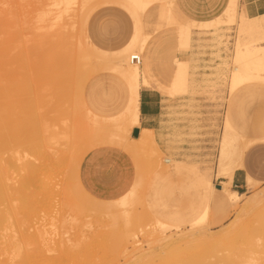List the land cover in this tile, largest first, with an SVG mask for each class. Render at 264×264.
I'll return each mask as SVG.
<instances>
[{
	"label": "rangeland",
	"instance_id": "374dc122",
	"mask_svg": "<svg viewBox=\"0 0 264 264\" xmlns=\"http://www.w3.org/2000/svg\"><path fill=\"white\" fill-rule=\"evenodd\" d=\"M50 1L0 0V32L2 30L4 32L7 24H10V22L15 25L12 26L10 24L12 26L10 27L13 28V33H11L12 30L9 27L10 33L6 32L4 35L2 34L3 32L0 33V83L6 82L4 84L6 85L13 78L11 83L8 84V86H12L13 88L8 87L9 91L5 94H1L0 92L1 95H4L3 97L0 95V108L2 109V111L0 109V117L3 116L4 118L5 116L4 119L1 117L2 125L6 126L5 131H7V128L10 130V128L15 127L22 116L27 121L31 120L28 123L33 125L36 123V120L30 113L35 112L34 115L37 118L38 116L44 117H39V122L37 119L40 133L43 134V129L47 125H51L50 128L49 126L46 128L48 136H51L53 132L55 134L54 137L58 135L57 142H50V146L52 147L50 150L56 148L59 151L61 150V152L63 151L60 158H57L58 160L52 154L53 151H51L45 155L48 162L46 159V161L42 160V158L41 161H37L40 158L35 155V151H33L35 148L29 147L34 152L32 154L31 150H28L29 148L27 149L26 147L29 143H24H27L26 140H21L23 141V145H26H24L26 147V149L24 148L25 151L23 150V145L18 147L17 144V148L15 147L19 141L15 139L13 141L15 148L9 152H7L9 145L2 143V140L0 141V154L2 152V156H0L2 163L0 162V166H2L3 162L4 164L7 162L5 160L7 157L11 158L10 162L9 160L7 162L8 165L3 164L4 168H1L6 174V183L8 182L7 184L11 185L10 181H12L13 184L19 175L22 176L27 172L26 174L30 175L32 181H30L29 185L31 187L28 186V190L34 191L38 195L40 194V198L45 202L40 204V207H37L40 211L38 212L36 209L37 214L32 216L33 220L32 218L31 220L34 223L31 220V223H25V226L17 223L19 227L16 225L14 227L16 230L13 228V231H16H12L13 234H17L18 230L23 229L21 228L22 226H24L25 229L23 231L26 230L25 232H27L26 228L30 227L28 231L30 233L32 231L34 234L32 233V236L29 233V235L34 239L37 237V228L41 227V231L46 230V233L44 232L43 236L41 235L37 238L41 239V237H44L43 239H45L46 237L45 241H49L50 244L56 241L55 235L59 236L61 230L67 231L64 232V240L71 239L70 243L68 241L63 244L64 251H62L64 253L54 249L53 251L56 252H53L55 253L54 256L52 250L51 252L44 250L45 252L42 251L37 255H32L30 264H40L41 260H43L41 264H58L59 262L60 264H241L244 261L243 257L245 253L246 255L248 253L247 251L256 248L259 243H264L262 235H260L264 231V177H262L261 173L253 172L251 175L258 182L248 178V182L244 183L242 187H235L231 182L230 188L242 192L237 208L232 207L226 194V202L229 206L220 204L218 198L222 192L219 190H214L213 197L209 199V202L205 198L208 190V181L213 182L214 189H216V185L222 179V173L226 169L237 165L241 146L244 147L245 136L247 138L254 137L259 133L250 130V127L256 108L259 105L264 107V80L256 81L238 90L234 89L236 90L235 92L228 87L230 69L233 64L237 63L235 60H232L235 38H238L241 43L251 44L255 43V38L258 36L255 32L247 33L239 28L240 24L246 25L250 22V16L245 15L240 19V22L236 20L234 24L227 25V20H224L228 15V6L226 4L223 11L214 18L195 20L184 14L180 10L176 2L177 0H175L178 10L181 11L178 15L182 20L187 21V24L191 28L189 29L190 47L180 49L179 42L182 29L179 25L171 23L172 21L169 22V17L166 18L165 16V10L170 4L172 5V0H158L151 8L149 7L150 9L148 8L149 11L147 9L146 13L141 14L142 35L146 38L143 47L144 51L143 48L141 49L136 46V48L127 54L137 53L141 55L142 61L140 67L143 73L142 64L150 62L151 53L155 52L159 61V68L153 66L155 75L153 81L155 83L157 80L161 81V83L157 84V89L161 94L166 96L162 100V130L156 133L157 151L152 149L151 151L149 149L143 151L131 144V142H134L132 140L134 128L126 134V132L120 133L116 127L118 119L116 115L122 112L128 104L130 96L129 83L109 68L93 71L83 64L87 63L85 62L86 59L80 56L82 53H85L88 41L106 50L123 46L133 30L134 18L131 16V13L126 6L122 5L121 0H95L94 2L87 0V3L83 7L89 8L91 3L92 5L90 6L91 9L89 8L90 10L85 8L86 12L81 10L83 7L80 8L81 6H79L81 5V0H75L74 3H76L77 7L75 4L72 5L73 8L75 6V10L72 9V11L66 14V17L53 20V18L55 19L53 17L55 11H51L53 9H51L52 2ZM47 2L48 5H46ZM234 3L237 13L240 16L244 14V11L240 9L239 0H234ZM47 9H50L49 14L47 13L48 16L42 18L40 13L42 12L41 14L43 15V12ZM5 10L6 12L8 10L9 12L14 11V14L10 13L14 15V18L12 16L8 18L7 15L9 16V14L7 12L6 15ZM77 10L83 11L84 14H80V11L78 12ZM73 17H75V20ZM62 19L66 20V22ZM144 19H149L150 23H145L143 28ZM218 20L220 21L217 22ZM256 20L260 24H264V17L258 16ZM37 25L38 27L40 25L42 27L38 28ZM10 38H14L12 42L9 41ZM60 45L61 47H59ZM11 46L12 51L9 49ZM25 46L27 53L22 51L23 49L25 50ZM74 49L77 50L75 51ZM71 50L74 52L72 53ZM11 52L16 54H11ZM66 53H70L73 56L71 57V55H67ZM11 57H14V64L6 65ZM184 57L188 59L186 62ZM26 60L28 61L26 62ZM70 61L72 62L70 63ZM54 62H58L59 65L61 64L59 71H62V73L67 72L64 73L65 75L59 76L60 78L58 79H55V76L51 74V71L54 70L51 64ZM2 68L7 70L6 73ZM8 68L14 72H10ZM48 70H50V75ZM15 71L17 72L15 73ZM21 72H24V74ZM19 75L20 78L18 77ZM21 75H24V77ZM48 82H51V84ZM18 84L19 87L17 88ZM21 84L24 85L23 90L20 88ZM43 84L45 85L42 88ZM55 86H58L57 90ZM142 86L147 85L144 82H140L138 90ZM244 89L255 92V94L247 96ZM25 92L26 95L24 94ZM11 93L16 96L11 95ZM27 95L28 97H26ZM33 95L35 97H32ZM58 99L57 106L56 101ZM13 100L18 102L14 103ZM21 102L23 105H21ZM38 103L41 105H38ZM25 106L26 108H24ZM85 107L94 114V117H88L87 108ZM5 108L7 111L11 109L9 116H6L7 112ZM17 108L24 109L19 111ZM15 109L18 111H15ZM24 111H29L30 113L26 112V114ZM37 112L39 113L37 114ZM46 112H49L48 115ZM13 113L18 114L19 119L16 115L13 117ZM61 115L63 116L62 118ZM227 116L232 122L233 129L241 137L234 131L226 128L228 126ZM59 118L61 119L59 120ZM64 120L66 121L65 124ZM261 120H264V116H262ZM14 121H17V123ZM2 122H0V126ZM14 123L15 125H12ZM53 123H55V126ZM244 129L249 130L246 131ZM57 130L61 132L59 133ZM62 130H66V132L63 133ZM65 133L67 134L65 135ZM61 134H63V137H60ZM124 136L126 138H123ZM1 145L6 147L3 148ZM98 146L120 147L132 156L135 168L133 183L125 193L116 198L100 199L92 196L80 182V164L86 154ZM258 148H264V142L254 143L244 152L243 160L246 159L247 164L249 163L247 160L248 154ZM17 149L22 150H18L19 152H17L19 156L20 154L22 155L18 157L19 159L21 158L20 161L23 160L21 162L24 165L17 159L18 153L15 152ZM26 150L28 153H26ZM23 152L26 155L28 154L27 157L32 156L24 161L22 159L25 158ZM261 153V155L254 158L252 163H254L256 168H260V171H264V152ZM13 154L15 158L12 156ZM51 154L52 156H49ZM168 156L172 157L174 161V165L170 166L169 169L170 171H174L173 175L172 172L171 174L165 173L170 164L165 162L164 158ZM32 157L33 159L35 157L37 159L35 161L38 163L31 159ZM15 160L18 161L16 162ZM26 160L31 162L27 163ZM157 162L158 164H156ZM26 166L27 168L25 169L24 167ZM7 168L11 170L8 171ZM39 173L42 175H39ZM9 175L12 179H9ZM54 181H56L55 184H58V186L54 184ZM43 183L47 185L44 187ZM36 185L37 187H35ZM253 199H257L258 203L253 202ZM2 205L0 204V210L5 209V204ZM204 207L207 208L204 218L196 222L195 220L199 218V213H201L200 211ZM46 208L47 211H45ZM60 208L61 210H59ZM2 210L1 212H3ZM55 210L58 211L55 218L57 221L56 230L59 227L58 232H55L51 223L53 220L51 217L55 213ZM127 210L130 212L129 217L138 221V226L133 225L128 227L125 225L124 213ZM46 213H50L51 216L47 214V217L44 218ZM234 219L236 222H234ZM39 220L42 221L37 222ZM158 220L165 222L169 227H160ZM230 221L233 224L238 222V225L232 226L233 224ZM227 222L228 225L226 224ZM31 224L32 227L35 224L33 229L30 226ZM198 224H201V226L198 227ZM38 225L40 226L38 227ZM230 227H236L235 230L232 229L234 233H232L233 231H229L231 230ZM49 228L52 229L50 230ZM127 228H130L131 231L135 230L136 232L133 231V234L136 237L129 233L130 229L126 230ZM48 229L51 233H49ZM8 231L10 229L6 232L8 233ZM218 232L219 236L217 235ZM224 232H226L227 238L223 237L221 240L224 242L222 243L220 242V237L224 236ZM221 233L223 234L221 235ZM49 234L52 236L50 235L49 237ZM125 234H129L130 236H127V238ZM199 237L202 240L205 238V240L201 242ZM194 239H198V241L195 240L196 242L193 241V243L191 240ZM206 240L208 242H205ZM215 240L220 244L213 242ZM185 243L190 246L192 243L191 248ZM30 246V248L34 246L36 248V245L34 244L33 246V243ZM262 250H264V247H262ZM32 251L31 253L36 250ZM68 251L72 253L70 254ZM42 253L43 255H40ZM59 254L62 257L61 261ZM72 257L75 259H71ZM47 260L49 261L47 262ZM58 260L59 262H57ZM32 261L33 263H31Z\"/></svg>",
	"mask_w": 264,
	"mask_h": 264
},
{
	"label": "bare ground",
	"instance_id": "6f19581e",
	"mask_svg": "<svg viewBox=\"0 0 264 264\" xmlns=\"http://www.w3.org/2000/svg\"><path fill=\"white\" fill-rule=\"evenodd\" d=\"M39 1V0H38ZM44 1V0H43ZM87 0H81L80 1V3H81V5H79V6H81L80 8H82L83 6H85V4L87 3L86 2ZM91 2H94L95 0H90ZM156 1H158V0H121L120 2L122 3V5H124V6H126V8L129 10V12L131 13V16L134 18V23H135V29H134V33H133V35H132V37H130V40H129V42L127 43V44H125L123 47H121V48H119V49H115V50H106V49H102V48H99V47H97L96 45H94V44H92V43H88V47L87 48H85V53H82L80 56L81 57H83V58H85L86 59V61L85 62H87V63H83L84 65H86V66H88L89 68H91L93 71H95L96 69H102V68H109V69H111V71H113L114 73H116V74H118L119 76H121L122 78H124V79H126L127 80V82L129 83V86H130V96H129V100H128V104H127V106H126V108L122 111V112H120V113H118L116 116H118V119H117V123H116V127L118 128V131L120 132V133H124V132H126V134H128L130 131H131V129L132 128H135L136 126H139L140 125V109H139V102H140V94H139V90H138V84L140 83V82H144L147 86H149V83H148V81H147V79H146V77L144 76V74L142 73V71H141V67H140V63L138 64V63H135V62H132L131 61V55H132V53L131 54H127L128 52H131V50L132 49H134V48H136V46L137 47H139V48H143L144 47V42L146 41V38L142 35V18H141V14L142 13H144L149 7H151ZM229 1L230 0H228V2H227V10H228V15H227V17L226 18H224V20L226 19L227 20V25H232V24H234V22L237 20V22H240V19L242 18V17H244L245 15L247 16V14H246V12L244 11V14H241V16H240V14H238L237 13V10H235V3H234V0H231V2L229 3ZM49 2V1H48ZM48 2L46 3V5H48ZM50 2H52V5H51V3H50V5L53 7H51V9H53V10H51V11H55L53 14L55 15H53V17H55V19L53 18V20H57V19H61V18H63L64 16L66 17V14L67 13H69L70 11H72V9L73 10H75L74 8H75V6L77 7V5H76V3H74L75 2V0H51ZM77 2V1H76ZM96 2H98V1H96ZM100 3V2H99ZM75 4V6H74V8H73V6L72 5H74ZM126 4V5H125ZM45 5V4H44ZM91 5H92V3H91ZM90 5V6H91ZM121 5V4H120ZM78 6V7H79ZM90 6H89V8H90ZM123 6V7H124ZM46 8V7H45ZM50 8V7H49ZM85 8H88V7H85ZM85 8L83 7L81 10H83L84 12H86L85 11ZM88 8V9H89ZM32 9V8H31ZM91 9V8H90ZM89 9V10H90ZM33 10V9H32ZM50 10V9H49ZM49 10L47 9L45 12H43V15L40 13V15L42 16V18H44V16H48V14H49ZM81 10H79L80 11V14H84L83 13V11H81ZM87 10V9H86ZM11 11V10H10ZM38 11V10H37ZM36 11V12H37ZM78 11V10H77ZM78 11V12H79ZM5 12H6V10H5ZM7 12H8V14H9V16L7 15ZM6 12V15H7V17L9 18V17H13L14 18V11H12V12H9V10ZM25 12V11H24ZM33 12V11H32ZM77 12V13H78ZM177 12H178V8H177V6H176V3H175V0H172V5L170 4L169 5V7L165 10V16H166V18L167 17H169L168 19H170V21L169 22H171V23H174V24H176V25H179L180 26V28L182 29V33H181V37H180V42H179V44H180V46H179V48L180 49H187V48H189L190 47V41H189V28L188 27H186L185 26V24H183L182 22H181V20L179 19V17H178V15H177ZM10 13H13L12 15L10 14ZM48 13V14H47ZM75 13V12H74ZM47 14V15H46ZM50 14H52V12H50ZM27 15H29V14H27ZM73 15H75V14H73ZM49 16H51V15H49ZM70 16V15H69ZM258 16H261V17H264V14H260V15H256V16H250L249 17V23L248 24H246V25H239V28H241V29H243V31L244 32H247V33H251V32H255L256 34H258V36L255 38L256 39V41H255V43H251V44H247V43H241L240 42V40L237 38H235V42H234V47H233V54H232V60H235L237 63L236 64H233L232 65V68L230 69V74H229V80H228V87L231 89V90H234V89H237V88H239L240 86H243V85H245V84H248V83H254V82H256V81H259V80H264V24H260V22H258L256 19H257V17ZM29 17H31V16H29ZM36 17H37V15H36ZM39 17V16H38ZM52 17V16H51ZM18 18V17H17ZM32 18H33V15H32ZM40 18V17H39ZM72 18V17H71ZM81 18H82V15H81ZM16 19V18H15ZM49 19V18H48ZM73 19L75 20V17H73ZM10 20V19H9ZM42 20V19H41ZM63 20V19H62ZM61 20V21H62ZM74 20H73V22H74ZM80 20V19H79ZM11 21V20H10ZM9 21V22H10ZM19 21V20H18ZM18 21H16V22H18ZM23 21V20H22ZM31 21H32V19H31ZM44 21V20H43ZM51 21V20H50ZM61 21H59V22H61ZM63 21H65L66 22V20H63ZM14 22V21H13ZM34 22V21H33ZM38 22V21H37ZM57 22V21H56ZM52 23V22H51ZM76 23V22H75ZM81 23V22H80ZM10 24L12 25V26H15V25H13L14 23H12V22H10ZM9 23L7 24V27H6V30L3 32V30H2V32H0V33H2L3 35L4 34H6V32L7 33H10V31H11V33H13V28H11L12 26L10 25ZM53 24V23H52ZM55 24V23H54ZM59 24V23H58ZM82 24H83V22H82ZM11 26V27H10ZM22 26V25H21ZM73 26H75V25H73ZM85 26V25H84ZM8 27H9V29L11 28V30H8ZM37 27H38V25H37ZM42 26L40 25V27H38V28H41ZM70 27V26H69ZM20 28V27H19ZM58 28V27H57ZM75 28V27H74ZM54 29H55V27H54ZM65 29V28H64ZM25 30V29H24ZM70 30V29H69ZM72 30H73V28H72ZM76 30V29H75ZM18 31H20L19 29H18ZM30 31V30H29ZM74 31V30H73ZM33 32V31H32ZM63 32V31H62ZM71 32V31H70ZM14 33H16V32H14ZM22 34H23V32H21ZM51 33V32H50ZM58 35V34H57ZM64 35V34H63ZM36 36V35H35ZM45 36V35H44ZM48 36H50L49 34H48ZM69 37V36H68ZM23 38V37H22ZM27 38V37H26ZM14 38H10L9 39V41L10 42H12V40H13ZM29 39H31V38H29ZM56 39V38H55ZM54 39V40H55ZM21 40V39H20ZM52 40V39H51ZM63 40V39H62ZM70 40V39H69ZM72 40H73V37H72ZM8 41V42H9ZM18 42V41H17ZM22 42H24L23 40H22ZM55 42H57V41H55ZM59 42V41H58ZM25 43V42H24ZM31 43V42H30ZM42 43H44V42H42ZM14 44V43H13ZM16 44V43H15ZM32 44V43H31ZM64 44V43H63ZM11 45V44H10ZM17 45V44H16ZM35 45V44H34ZM62 45V44H61ZM61 45L59 46V47H61ZM20 46H21V44H20ZM33 46V45H32ZM83 46V45H82ZM19 47V46H18ZM37 47H39V46H37ZM22 48V47H21ZM25 48V50L23 49L22 51L23 52H26L27 50V48H26V46L24 47ZM80 48H81V45H80ZM9 49H11V51H12V46L9 48ZM15 49V48H14ZM72 49V48H71ZM18 50H19V48H18ZM75 50V49H74ZM77 50V49H76ZM75 50V51H76ZM16 51V50H15ZM72 51V53L74 52L73 50H71ZM82 51V50H81ZM21 52V51H20ZM69 52V51H68ZM12 53H14V52H11V54ZM19 53V52H18ZM27 53V52H26ZM31 53V52H30ZM33 53V52H32ZM14 54H16V53H14ZM59 54V53H58ZM67 54V53H66ZM69 55H71L70 53H68ZM67 54V55H68ZM135 54V53H134ZM34 55V54H33ZM140 55V54H139ZM13 56V55H12ZM73 55H71V57H72ZM79 56V57H80ZM141 56V55H140ZM188 56V55H187ZM32 57V56H31ZM34 57V56H33ZM58 57H59V55H58ZM57 57V58H58ZM76 57V56H75ZM80 57V58H81ZM14 57H11L10 58V61L8 62V63H6V65L8 64V65H12V63L14 62V59H13ZM18 58V57H17ZM21 58V57H20ZM24 58H25V56H24ZM35 58V57H34ZM66 58V57H65ZM70 58V57H69ZM36 59V58H35ZM67 59V58H66ZM82 59V58H81ZM184 59H185V62L188 60L187 58H185L184 57ZM31 60V59H30ZM32 60H33V58H32ZM68 60V59H67ZM77 60V59H76ZM28 60H26V62H27ZM72 61H73V59H72ZM72 61H70V63L72 62ZM18 62V61H17ZM32 62V61H31ZM46 62V61H45ZM74 62V61H73ZM22 63V62H21ZM34 63V62H33ZM14 64V63H13ZM42 64H43V62H42ZM17 65V64H16ZM25 65H26V63H25ZM50 65V64H49ZM52 65V67H54L53 69L54 70H52L51 71V74L53 75V76H55L54 78L55 79H58V78H60L61 77V75H65L64 73H67V72H64V73H62V71H59V69H60V65H59V63L57 62H54V63H52L51 64ZM50 65V66H51ZM65 65H67L66 63H65ZM76 65V64H75ZM83 65V66H84ZM10 67V66H9ZM13 67V66H12ZM17 67V66H16ZM70 67H71V65H70ZM73 67V66H72ZM82 67V66H81ZM1 68V67H0ZM26 68V67H25ZM33 68V67H32ZM38 68V67H37ZM48 68V67H47ZM84 68V67H83ZM9 69V71H10V68H8ZM17 69H18V67H17ZM16 69V70H17ZM20 69H21V67H20ZM49 69H51V68H49ZM2 70H4L5 71V73H6V71L7 70H5V68H2ZM24 70V69H23ZM22 70V71H23ZM27 70V69H26ZM31 70V69H30ZM35 70V69H34ZM33 70V71H34ZM106 70H108V69H106ZM18 71V70H17ZM17 71H15V73L17 72ZM49 71V75H50V70H48ZM67 71H69V70H67ZM10 72H14V71H10ZM25 73H26V71H24ZM24 72H21V73H23L24 74ZM4 73V74H5ZM8 73V72H7ZM14 73V74H15ZM33 73V72H32ZM31 73V74H32ZM36 73V72H35ZM45 73V72H44ZM47 74V73H46ZM8 75V74H7ZM28 75H30L29 73H28ZM43 75V74H42ZM70 75V74H69ZM21 76H23L24 77V75H21ZM26 76H27V74H26ZM31 76V75H30ZM37 76V75H36ZM40 76H41V73H40ZM52 76V77H53ZM60 76V77H59ZM71 76V75H70ZM70 76H69V78H70ZM0 77H1V75H0ZM7 77V76H6ZM13 77V76H12ZM16 77V76H15ZM19 78H20V75L18 76ZM18 78V79H19ZM22 78V77H21ZM36 78V77H35ZM72 78V77H71ZM13 79V78H12ZM11 79V80H12ZM28 79V78H27ZM37 79V78H36ZM41 79V78H40ZM9 80V79H8ZM7 80V81H8ZM11 80H9V83L8 84H10L11 83ZM39 80V79H38ZM37 80V81H38ZM45 80V79H44ZM21 81V80H20ZM23 81H25V80H23ZM33 81V80H32ZM36 81V82H37ZM47 81V80H46ZM26 82V81H25ZM25 82H23L24 84H26ZM30 82V81H29ZM36 82H34V83H36ZM39 82V81H38ZM83 82V81H82ZM6 83V82H5ZM5 83H0L1 85H0V92H1V94L2 93H7L9 90H8V87H12V86H8V84H6V85H4ZM33 83V82H32ZM49 83V82H48ZM56 83V82H55ZM54 83V84H55ZM4 86H3V85ZM20 84V83H19ZM19 84H18V86H17V88L19 87ZM46 84V83H45ZM45 84H43L42 85V88L44 87V85ZM49 84H51V82L49 83ZM16 85H17V83H16ZM22 85V84H21ZM20 85V88H22L21 90H23L24 89V85H22L21 86ZM26 85H28V84H26ZM31 85V84H30ZM46 85H48V84H46ZM2 86V87H1ZM37 86V85H36ZM30 87V86H29ZM41 87V86H40ZM52 87V86H51ZM56 87V86H55ZM58 87V86H57ZM57 87H56V90H57ZM13 88V87H12ZM14 88H15V86H14ZM17 88H15V89H17ZM19 88V89H20ZM35 88V87H34ZM45 88H47V87H45ZM10 89V88H9ZM31 89V88H30ZM41 89V88H40ZM27 90V89H26ZM50 90V89H49ZM55 90V89H54ZM12 91H14V90H12ZM18 91H20V90H18ZM25 91V90H24ZM28 91V90H27ZM26 91V92H27ZM15 92V91H14ZM23 92V91H22ZM26 92L24 93L25 95H26ZM34 92V91H33ZM38 92V91H37ZM41 92V91H40ZM46 92V91H45ZM58 92V91H57ZM10 93V92H9ZM17 93V92H16ZM59 93V92H58ZM0 94V95H1ZM19 94V93H18ZM39 94V93H38ZM37 94V95H38ZM61 94V93H60ZM11 95H13L12 93H11ZM10 94H9V96H11ZM31 95V94H30ZM35 95V94H34ZM32 96V97H35V96ZM4 95H1V97H3ZM13 96H16V95H13ZM13 96H12V98H13ZM49 96H51V95H49ZM53 96V95H52ZM58 96H59V94H58ZM82 96V95H81ZM26 97H28V95L26 96ZM8 98V97H7ZM11 98V99H12ZM19 98V97H18ZM46 98V97H45ZM49 98V97H48ZM59 98V97H58ZM6 99V98H5ZM11 99H10V101H11ZM20 99V98H19ZM25 99V98H24ZM35 99H37V98H35ZM51 99V98H50ZM60 99V98H59ZM59 99L56 101V103L59 101ZM2 100V99H1ZM8 100V99H7ZM21 100V99H20ZM49 100V99H48ZM5 101V100H4ZM9 101V100H8ZM7 101V102H8ZM14 101V100H13ZM36 101V100H35ZM44 101V100H43ZM47 101V100H46ZM61 101V100H60ZM3 102V101H2ZM1 102V103H2ZM15 102H18V101H14V103ZM23 102V101H22ZM21 102V105H23V103ZM4 103H6V102H4ZM9 103V102H8ZM10 103H13V102H10ZM26 103V102H25ZM47 103H48V101H47ZM55 103V102H54ZM53 103V104H54ZM60 103V102H59ZM27 104V103H26ZM26 104H24V105H26ZM29 104V103H28ZM31 104H32V102H31ZM35 104V103H34ZM12 105V104H11ZM17 105V104H16ZM38 105H41L40 103H38ZM57 106H58V103L56 104ZM84 105V104H83ZM3 106H5V105H3ZM18 106H20V105H18ZM17 106V107H18ZM27 106V105H26ZM26 106L24 107V108H26ZM32 106V105H31ZM52 106V105H51ZM85 106V105H84ZM6 107H7V105H6ZM10 107V106H9ZM12 107V106H11ZM21 107V106H20ZM30 107V106H29ZM54 107V106H53ZM8 108V107H7ZM13 108H14V106H13ZM24 108H21V109H19V108H17V109H19V111H21L22 109H24ZM31 108V107H30ZM34 108H35V106H34ZM57 108V107H56ZM85 108H87V107H85ZM1 109V108H0ZM6 109V108H5ZM4 109V110H5ZM17 109H15V111L17 110ZM29 109V108H28ZM3 110V111H4ZM32 110V109H31ZM38 110V109H37ZM43 110V109H42ZM45 110V109H44ZM54 110V109H53ZM57 110V109H56ZM1 111H2V109H1ZM11 111V109L9 110L8 109V111H7V109H6V116H9V114L11 113L10 112ZM18 111V110H17ZM36 111V110H35ZM39 111V110H38ZM55 111V110H54ZM10 112V113H9ZM13 112V111H12ZM25 112V111H24ZM26 112H29V111H26ZM25 112V113H26ZM41 112V111H40ZM1 113V112H0ZM4 113V112H3ZM30 113V112H29ZM33 113V114H32ZM34 113L35 112H31L30 114L31 115H33L34 117V119L36 120V123L35 124H33V125H31L30 123H28V122H30L31 120H29V121H27L26 119H25V117L24 116H22V117H20L21 119H20V121H18V123H17V121L15 122V123H17L16 125H15V123L14 124H12V125H15V127H12V128H10V130L7 128V131H5V128H6V126L4 127V125H2L3 124V122H2V118H3V116H1L0 117V122H2L1 123V126H2V128H0V141L2 142V143H4V144H6V145H9V147L7 148V152H9L10 150H13V148H17V144H18V147H21L22 145H23V141H21V140H26L27 141V143L26 142H24L25 144H28L29 143V145L28 146H26L25 144V146L27 147V149L29 148V147H34L35 148V150H33V151H35V155L38 157V158H40V159H35V157H34V159H33V157L31 158V159H33L34 161L35 160H37V161H41V158H42V160H47V158H45V155L47 154V152L49 153V152H51V151H53L52 152V154L54 155V157H56V159L58 158H60V155H61V153L63 152H61V150L59 151L58 149H56V148H53V149H51L50 150V148H52L51 146H50V142H57V137H58V135H56V137H54V132H53V136L51 135V136H48V134H47V129L46 128H48V126L49 125H47V127H45L44 129H43V134H41L40 133V129H39V125L37 124V119L40 117V116H38V118L36 117V115H34ZM39 112H37V114H38ZM47 113V112H46ZM49 113V112H48ZM48 113H47V115H48ZM87 115H88V117H92L94 114L87 108ZM5 114V113H4ZM27 114V113H26ZM1 115H3V114H1ZM12 115V114H11ZM14 115H16V113L14 114L13 113V117H15ZM18 115V114H17ZM16 115V117H18ZM29 115V114H28ZM44 115V114H43ZM59 115H60V113H59ZM20 116V115H19ZM42 116V115H41ZM63 116L61 115V118H62ZM94 117V116H93ZM4 118H5V116H4ZM3 118V119H4ZM6 118H8V117H6ZM26 118H28V117H26ZM40 118H44V117H40ZM45 118H47V117H45ZM61 118H59V120L61 119ZM10 119H11V117H10ZM18 119H19V117H18ZM8 120V119H7ZM7 120H6V122H7ZM42 120V119H41ZM9 121V120H8ZM40 120L38 119V122H39ZM44 121V120H43ZM5 121H4V123H6ZM12 122V121H11ZM42 122V121H41ZM48 122V121H47ZM65 120H64V124H65ZM68 122V121H67ZM227 122H228V120H227ZM8 123V122H7ZM7 123H6V125H7ZM32 123V122H31ZM45 123V122H44ZM9 124V123H8ZM47 124V123H46ZM54 124V126H55V123H53ZM228 124H229V122H228ZM37 127H36V126ZM67 125H68V123H67ZM67 125H65V126H67ZM0 126V127H1ZM8 126H10V125H8ZM7 126V127H8ZM44 126V125H43ZM51 126V125H50ZM50 126H49V128H50ZM58 126V125H57ZM11 127V126H10ZM52 128V127H51ZM57 128V127H56ZM60 129V128H59ZM52 130V129H51ZM51 130H49V131H51ZM59 133L61 132L60 130H57ZM52 132V131H51ZM62 132L64 133V132H66V130L65 131H63L62 130ZM139 134L137 135V136H133L132 137V140H134V142H131V144L132 145H134V147H136V148H138V149H141V150H145V149H149L150 151H151V149L152 150H155V151H157V148H158V143H157V140H156V138H155V133H154V130L153 129H150V128H146V127H142L141 129H140V132H138ZM57 134V133H56ZM67 133H65V135H66ZM60 137H63V134H61V136ZM2 138V139H1ZM123 138H126V136H124ZM15 139H17V140H19L17 143H16V145H15V143L13 142V141H15ZM59 139V138H58ZM256 140L258 141V140H264V137H259V138H257V137H255V138H245L244 139V149H246V148H248L252 143H254V142H256ZM1 143V144H2ZM15 145V147H14V145ZM24 145H23V150H24V148L26 149V147H24ZM1 146H3V145H1ZM4 147H6V146H3V148ZM6 149V148H5ZM19 149H21V148H19ZM19 149H17L15 152L16 153H18L19 151H22V150H19ZM32 149V148H31ZM30 148L28 149V150H31ZM2 150V149H1ZM19 150V151H18ZM148 150V151H149ZM18 151V152H17ZM25 151V150H24ZM32 150H31V152H32V154H34V152H33ZM148 151H146V152H148ZM4 152V151H3ZM22 153V152H21ZM24 154H25V152H23ZM26 153H28L27 152V150H26ZM1 154H2V152H1ZM0 154V156H2ZM52 154L51 155H49V156H52ZM149 154V153H148ZM4 155H7V154H4ZM16 155V154H15ZM28 155V154H27ZM27 155L25 154V158H22V159H24V161H25V159H27V158H30L31 156H28L27 157ZM10 156V155H9ZM12 156H14V154L12 155ZM19 156V153H18V155H17V157ZM20 156H22L21 154H20ZM19 156V157H20ZM34 156V155H33ZM151 156V155H150ZM149 156V157H150ZM4 158H5V156H3ZM19 157L17 158L19 161H20V159H19ZM47 157V156H46ZM13 158V157H12ZM14 158H15V156H14ZM50 158V157H49ZM154 158V157H153ZM1 159V158H0ZM3 159V158H2ZM11 159V158H10ZM10 159H9V157H7L5 160H7V162H8V160H9V162H10ZM53 159V158H52ZM57 159V160H58ZM156 159V158H155ZM155 159H153V160H155ZM17 160V161H18ZM45 160V161H46ZM49 160H51V159H49ZM55 160V159H54ZM3 161V160H2ZM16 161V160H15ZM16 161V162H17ZM21 161H23V160H21ZM20 161V162H21ZM33 161V162H34ZM37 161H35V162H37ZM157 161V160H156ZM164 161L165 162H168L170 165H169V168H167L166 169V171H165V173H167V174H171V172H172V175L174 174V171H170L169 169H170V166H173L174 165V161H173V159H172V157H170V156H168V157H165L164 158ZM0 162H1V160H0ZM7 162H5V164L6 165H8V163ZM14 162V161H13ZM26 162L28 163L29 161H27L26 160ZM25 162V163H26ZM31 162V161H30ZM29 162V163H30ZM47 162H48V160H47ZM46 162V163H47ZM51 162V161H50ZM2 163V162H1ZM38 163V162H37ZM153 163V162H152ZM3 164H4V162H3ZM3 164H1L2 166H0V204L2 205V204H5V209L3 208V212H1V210H0V239L2 238V240H0V264H30V259H31V257H32V255L34 256V255H37V254H39L40 252H42V251H44V250H46V252L49 250L50 252H51V250H52V253L53 252H55V251H53L54 249L56 250L57 249V251L58 250H60L62 253H64L63 251H64V246H63V244H65L66 242H68L69 241V243H70V240L71 239H67V241L66 240H64V232H67V231H63V230H61L60 231V233H59V236H57V235H55V233H54V235L56 236V241L54 242V243H52V244H50L49 243V241H45V239H46V237H45V239H43L42 237H41V239L39 238H37L38 236L40 237L44 232L46 233V230L45 231H41V227L40 228H37V231H36V235H37V237L36 238H32V236H33V232L31 231V233L28 231V228H30V227H28V228H26L27 229V232H25V231H23L25 228H24V226H25V223H31L30 222V220H31V218H32V216H34L35 214H37L36 213V209H37V207L40 205V204H42V203H45L44 201H43V199L42 198H40V194L38 195L36 192H34V191H30V190H28V186H30L29 184H30V181H31V177H30V175L28 176L26 173L27 172H25L22 176H20L19 174V177L17 178V180H16V182H14L13 184H12V181H10V184L11 185H9V184H7L6 183V181H5V178H6V174L4 173V170L3 169H1V168H4V165ZM14 164V163H13ZM21 164H23L22 162H21ZM43 164V163H42ZM156 164H158V162L156 163ZM24 165V164H23ZM41 165V164H40ZM10 166H12V165H10ZM27 166H31V165H27ZM27 166L26 167H24L25 169L27 168ZM44 166V165H43ZM14 167V166H13ZM11 169H13L12 167H10ZM6 169V168H5ZM10 169V170H11ZM32 169V168H31ZM44 169H46V168H44ZM7 170L8 171H10L8 168H7ZM18 170H20V169H18ZM18 170H15V171H18ZM35 170H36V168H35ZM21 171V170H20ZM26 171V170H25ZM32 171H33V169H32ZM45 171V170H44ZM6 172V171H5ZM14 172V171H13ZM24 172V171H23ZM22 172V173H23ZM35 172V171H34ZM41 172H42V170H41ZM36 173V172H35ZM35 173H34V175H35ZM44 173V172H43ZM46 173V172H45ZM5 174V175H4ZM14 174V173H13ZM17 174V173H16ZM37 174V173H36ZM41 173H39V175H40ZM17 175V176H18ZM42 175V174H41ZM11 176H13L12 174H11ZM14 176H15V174H14ZM44 176V175H43ZM222 179H221V185H222V188L223 189H225L226 191H227V193H228V195H229V198L231 199V201H232V207L233 208H237L238 207V201H239V199H240V196H241V193H239V192H236V191H231L230 190V188H229V182H230V180H231V177H232V173L231 172H225V173H223L222 175ZM39 177V176H38ZM50 177V176H49ZM54 177V176H53ZM11 177H10V175H9V179H10ZM12 179V178H11ZM14 179H15V177H14ZM53 179H55V178H53ZM57 179H59L58 177H57ZM35 180V179H34ZM45 180V179H44ZM43 181V180H42ZM32 182V181H31ZM43 182H45V181H43ZM206 182V181H205ZM56 183V181H54V184ZM36 184V183H35ZM50 185H51V183H49ZM43 185H44V187L47 185H45V183H43ZM56 185V184H55ZM56 186H58V184L56 185ZM217 186V188H220V186H219V184H217L216 185ZM31 187V186H30ZM33 187V186H32ZM35 187H37V185L35 186ZM48 187V186H47ZM212 187H213V182H211L210 180L208 181V190H207V194H206V198H205V200H208V202H209V199H210V196H211V191H212ZM52 188V187H51ZM30 189V188H29ZM37 189V188H36ZM58 190H59V188H57ZM31 190H33V189H31ZM36 191V190H35ZM41 193V192H40ZM43 193V192H42ZM42 199V200H41ZM45 199V198H44ZM48 201V200H47ZM253 202H256V203H258L257 201V199H253L252 200ZM206 203H207V201H206ZM47 204V203H46ZM50 204V203H49ZM52 204V203H51ZM60 204H61V202H60ZM208 204V203H207ZM3 206V205H2ZM50 206V205H49ZM51 206H53V205H51ZM55 206V205H54ZM1 207V206H0ZM40 207V206H39ZM45 207V206H44ZM61 207H62V204H61ZM207 207H208V205H207ZM41 208H43L42 206H41ZM48 208V207H47ZM47 208H46V210L45 211H47ZM206 207H204L203 208V210L202 211H200L201 213H199V218H197V220H195L196 222H198V220L200 221V220H202L203 218H204V216H205V213H206ZM38 210V209H37ZM43 210H44V208H43ZM58 210V209H57ZM57 210H55V213L53 214L52 212V219H50V220H52V228H54V230H55V232H58L59 231V227H58V230H56V227H57V221H56V216H57ZM59 210H61V208L59 209ZM235 210V209H234ZM40 211V209L38 210V212ZM48 212H49V210H48ZM209 212V211H208ZM40 213H42V212H40ZM129 211L127 210L125 213H124V223H125V225L126 226H133V225H136V226H138L137 225V223H138V221L137 220H133L132 218H130L129 217ZM44 214V213H43ZM47 214L48 213H46V216L44 215V218L45 217H47ZM50 214V213H49ZM48 214V215H49ZM40 215V214H39ZM50 216H51V214H50ZM209 216V215H208ZM207 216V217H208ZM37 217V216H36ZM39 217V216H38ZM198 217V216H197ZM50 218V217H49ZM35 219V218H34ZM37 219V218H36ZM43 219V218H42ZM195 219V218H194ZM207 219V218H206ZM237 219V218H236ZM32 220H33V218H32ZM31 220V221H32ZM49 220V219H48ZM47 220V221H48ZM64 220V219H63ZM238 220V219H237ZM40 221H42V220H39V221H37V222H40ZM60 221H61V218H60ZM45 222H46V219H45ZM193 222V221H192ZM191 222V223H192ZM234 222H236V220L234 219ZM17 223H20L19 225H21V224H23L24 226H22L21 228H23V229H21V230H18L17 231V234H13V232H16V231H13L14 229L16 230V228H14V227H16V225H17ZM32 223H34V221H32ZM48 223V222H47ZM59 223V222H58ZM200 223V222H199ZM230 223H231V221H230ZM169 224V223H168ZM193 224V223H192ZM227 225H228V222L226 223ZM231 224H233V223H231ZM230 224V225H231ZM236 224V225H235ZM35 225V224H34ZM34 225H33V227H34ZM49 225H51V224H49ZM53 225H54V227H53ZM158 225L160 226V227H162V228H165V227H169V225H166V223L165 222H163V221H160V220H158ZM194 225V224H193ZM237 226L238 225V222L237 223H234L232 226ZM2 226H4V227H2ZM31 227H32V224L30 225ZM40 225H38V227H39ZM44 226H45V224H44ZM43 226V227H44ZM59 226V225H58ZM192 226V225H191ZM196 226V225H195ZM194 226V227H195ZM199 226H201V224L199 225L198 224V227ZM2 227V228H1ZM17 227H19L18 225H17ZM33 227H32V229H33ZM42 227V228H43ZM49 227V226H48ZM193 227V226H192ZM223 227V226H222ZM221 227V228H222ZM14 228V229H13ZM46 228V227H45ZM44 228V229H45ZM51 228V229H52ZM142 228V227H141ZM141 228H139V229H141ZM227 228H229V227H227ZM231 228V230H229V229H226V230H229V231H233V230H235L236 229V227L235 228H232V227H230ZM8 229H10V231H8V233L6 232ZM18 229V228H17ZM43 229V230H44ZM47 229V228H46ZM50 229V228H49ZM48 229V230H49ZM50 229V230H51ZM130 228H127L126 230H129ZM218 229V228H217ZM233 229V230H232ZM34 230H35V228H34ZM47 230V231H48ZM49 230V233H51V231ZM126 230H125V232H126ZM13 231V232H12ZM133 231H135V230H133ZM133 231H131V229H130V232L129 233H131V234H133L134 232ZM223 231V230H222ZM221 231V232H222ZM5 232V233H4ZM124 232V233H125ZM136 232V231H135ZM29 233L30 234H32V236L31 235H29ZM225 234H224V236L222 235L223 233H221V237H220V242H224V241H222L221 239H223V237H226V232H224ZM227 233H231V232H227ZM232 233H234V231L232 232ZM50 235L51 234H49V237H50ZM210 235V234H209ZM218 236H219V232H218V234H217ZM260 235H262V241H264V231H262V234H260ZM2 236V237H1ZM43 236V235H42ZM52 236V235H51ZM54 236V237H55ZM127 236H130L129 234H125V237H127ZM133 236H135L134 234H133ZM211 236V235H210ZM209 236V237H210ZM35 237V236H34ZM57 237H58V239H57ZM136 237V236H135ZM214 237V236H213ZM128 238V237H127ZM200 238V240H201V242L202 241H204L205 240V238H204V240H202L201 239V237H199ZM227 238V237H226ZM130 239V238H129ZM211 240H213L212 238H210ZM50 240V239H49ZM75 240V239H74ZM196 239H194V240H191L192 242L193 241H195ZM208 240V239H207ZM205 241V242H208V241ZM51 241H53L52 239H51ZM190 241V242H191ZM196 241H198V239L196 240ZM195 241V242H196ZM64 242V243H63ZM211 242V241H210ZM213 242H216V240L215 241H213ZM32 243H33V246H34V244L36 245V248H35V246L33 247V248H30L31 246L30 245H32ZM55 243H56V245H55ZM194 243V242H193ZM217 244L219 243V242H216ZM221 243V244H222ZM185 244H187V243H185ZM203 244V243H202ZM220 244V243H219ZM210 245H212V244H210ZM185 247H186V245H184ZM187 246L188 247H190L191 248V246H192V243H191V246L190 245H188L187 244ZM262 247H264V243H259L258 245H257V247L256 248H253V249H251V250H249V251H247L248 253H247V255H246V253H245V255H244V261H242V263L241 264H262V262H264V250H262ZM29 248H30V250L32 251H34V249L36 250L35 252H33V253H31V251L29 250ZM177 248V247H176ZM176 248H175V250H176ZM198 248V247H197ZM205 248V247H204ZM192 249H193V247H192ZM249 249V248H248ZM63 250V251H62ZM45 252V251H44ZM49 252V253H50ZM61 252H59V253H61ZM69 253H70V251H68ZM49 253H47V254H49ZM56 253V252H55ZM55 253H53L54 254V256H55ZM72 253V252H71ZM70 253V254H71ZM52 254V255H53ZM68 254V253H67ZM69 254V255H70ZM242 254V253H241ZM40 255H43V253L42 254H40ZM61 255H63V254H61ZM66 255V254H65ZM73 255V254H72ZM75 255H76V253H75ZM71 256V255H70ZM38 257H40V256H38ZM38 257H37V259H38ZM44 257V256H43ZM50 257V256H49ZM59 257H60V261H61V256H60V254H59ZM67 257H69V256H67ZM76 257V256H75ZM48 258V257H47ZM52 258H54V257H52ZM243 258H242V260H243ZM33 259H34V257H33ZM58 259V258H57ZM71 259H75V258H71ZM70 259V260H71ZM202 259V258H201ZM36 260V259H35ZM40 260V259H39ZM50 260H51V258H50ZM54 260H55V258H54ZM42 262H43V260H41ZM49 260H47V262H48ZM72 261V260H71ZM197 261V260H196ZM41 262V263H42ZM51 262V261H50ZM52 262H55V261H52ZM57 262H59V260L57 261ZM187 262H188V260H187ZM201 262H202V260H201ZM31 263H33V261L31 262ZM40 263V264H41ZM45 263H46V261H45ZM33 264H36V263H33ZM51 264V263H50ZM58 264H60V262L58 263ZM239 264V263H238Z\"/></svg>",
	"mask_w": 264,
	"mask_h": 264
},
{
	"label": "crops",
	"instance_id": "0c3cea01",
	"mask_svg": "<svg viewBox=\"0 0 264 264\" xmlns=\"http://www.w3.org/2000/svg\"><path fill=\"white\" fill-rule=\"evenodd\" d=\"M176 2L180 10H182V12L186 14L188 17L195 20H209L211 18H214L223 11L228 0H177ZM239 5H240V9L245 11L248 16H256V15L264 14V0H239ZM149 9L147 11H149ZM179 12L181 11L178 10L177 15L179 14ZM178 17L181 20V22L185 24L186 27L191 29L187 24V21L182 20L179 15ZM219 21L220 20H218L217 22ZM145 23L149 24L150 20L149 19L143 20V28ZM134 29H135V23L133 25V30L131 32V35L129 36L127 41L123 44V46L129 42L130 37H132L134 33ZM88 43H92V42L88 41ZM151 54L152 56L150 62H145L142 64L144 69L143 74L146 77L149 86H142L141 89L139 90L140 125L136 126L135 128H137L138 132H140V129L142 127L153 129L156 138L157 135L156 133L162 130V100L163 98H166V96L161 94V92L157 89L158 88L157 84L161 83V81L157 80L158 82L156 81V83L153 81V77L155 76L153 71V66L155 68H159V61L154 51ZM249 84L252 83H248L243 86ZM243 86H240L239 88ZM239 88H237L236 90H238ZM236 90H234L233 92H235ZM244 90L246 91L247 96L255 94V92L249 91L247 89ZM259 106L255 110L254 118L251 122V127H250L251 128L250 130L259 133H257L258 134L257 136L249 137V138L264 136V125H262V123H264V120L260 121L262 116H264V107H262V105ZM227 120L229 124L228 126H226V128L228 130L234 131L238 136H240V134L233 129L232 122L229 117L227 118ZM245 138L247 137L245 136ZM257 142H264V140H258L254 143ZM248 148L244 149V147L241 146L237 165L235 167L228 168L223 172V173L225 172L232 173L229 186L232 182L233 186L242 187L244 183L248 182V178H251L255 182H258L254 177H252L251 173L253 172L261 173L262 177H264V171H260V168L258 167L256 168L254 163H252L255 157L261 155L262 154L261 152H264V148H258L250 152L247 158L249 163L247 164L246 159L243 160V154ZM255 170H258L260 172ZM134 177H135V168H134V162L132 156L126 150L116 146L95 147L86 154L79 168V179L85 190L92 196H95L100 199H112L122 195L132 185ZM219 186L220 188L214 189V184H213L210 199L213 197L214 190H219L222 192V194L218 198V202L222 205L229 206L228 203L226 202V196H227L228 201L232 205V201L229 198L227 191L222 188L221 182L219 183ZM230 190L242 193L241 191H238L233 188H230Z\"/></svg>",
	"mask_w": 264,
	"mask_h": 264
},
{
	"label": "built area",
	"instance_id": "2783aa9c",
	"mask_svg": "<svg viewBox=\"0 0 264 264\" xmlns=\"http://www.w3.org/2000/svg\"><path fill=\"white\" fill-rule=\"evenodd\" d=\"M131 61L139 64L141 63L142 58L139 54L135 53L131 55Z\"/></svg>",
	"mask_w": 264,
	"mask_h": 264
},
{
	"label": "water",
	"instance_id": "95a60500",
	"mask_svg": "<svg viewBox=\"0 0 264 264\" xmlns=\"http://www.w3.org/2000/svg\"><path fill=\"white\" fill-rule=\"evenodd\" d=\"M137 134H138V130H137V128H134L132 131V135L137 136Z\"/></svg>",
	"mask_w": 264,
	"mask_h": 264
}]
</instances>
